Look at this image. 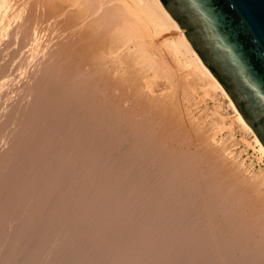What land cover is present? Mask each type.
Masks as SVG:
<instances>
[{
	"label": "bare ground",
	"instance_id": "bare-ground-1",
	"mask_svg": "<svg viewBox=\"0 0 264 264\" xmlns=\"http://www.w3.org/2000/svg\"><path fill=\"white\" fill-rule=\"evenodd\" d=\"M207 95L264 158L159 0H0V264H264Z\"/></svg>",
	"mask_w": 264,
	"mask_h": 264
},
{
	"label": "water",
	"instance_id": "water-1",
	"mask_svg": "<svg viewBox=\"0 0 264 264\" xmlns=\"http://www.w3.org/2000/svg\"><path fill=\"white\" fill-rule=\"evenodd\" d=\"M264 147V0H159Z\"/></svg>",
	"mask_w": 264,
	"mask_h": 264
},
{
	"label": "rangeland",
	"instance_id": "rangeland-1",
	"mask_svg": "<svg viewBox=\"0 0 264 264\" xmlns=\"http://www.w3.org/2000/svg\"><path fill=\"white\" fill-rule=\"evenodd\" d=\"M157 37L160 38L159 36L154 37L156 41H157L156 39ZM223 100L224 99L222 100L220 99L221 107L218 109H215L213 112L214 104L218 100L216 101L215 98L213 99L211 96L207 95L205 96L203 100H201V103L197 105L198 107L193 106V110L196 108V110H194V114L196 115L197 118L198 116H200L199 119L201 118L203 120L207 119L206 120L207 122L208 120L216 121L219 129H216V132L217 130L218 132L216 133L217 135L215 134L216 135L215 138L217 137L219 140H222L224 142L225 141L227 142L230 140V142H228L230 144L232 141L231 145L228 144V150H230L232 154H234L233 152H235L237 154L236 157H240V159L242 158L241 161L246 166H248V164L250 163L251 166L249 164L250 167H248L250 171H253V169L258 170V168H264V158L258 160V154L252 148L253 145L252 144L249 145L248 143V140L250 139V137L243 134L242 131L239 130L235 124L232 123V118H231L233 117L232 110H230L229 107H227V105L223 102ZM206 121L204 120L205 123Z\"/></svg>",
	"mask_w": 264,
	"mask_h": 264
}]
</instances>
